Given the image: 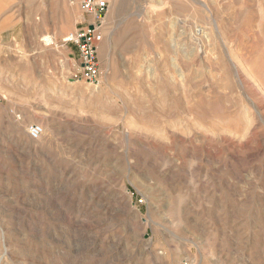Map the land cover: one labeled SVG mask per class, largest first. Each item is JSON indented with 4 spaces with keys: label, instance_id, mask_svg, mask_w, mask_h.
<instances>
[{
    "label": "rangeland",
    "instance_id": "374dc122",
    "mask_svg": "<svg viewBox=\"0 0 264 264\" xmlns=\"http://www.w3.org/2000/svg\"><path fill=\"white\" fill-rule=\"evenodd\" d=\"M106 1L96 87L81 0H0V264H264V0Z\"/></svg>",
    "mask_w": 264,
    "mask_h": 264
},
{
    "label": "built area",
    "instance_id": "2783aa9c",
    "mask_svg": "<svg viewBox=\"0 0 264 264\" xmlns=\"http://www.w3.org/2000/svg\"><path fill=\"white\" fill-rule=\"evenodd\" d=\"M80 9L88 21L85 20L84 27L72 33L65 42L76 44L82 61V78L97 87L102 81L98 43L102 40L101 29L109 11V3L106 0H81ZM27 132L31 140L39 141L44 135V127L31 124Z\"/></svg>",
    "mask_w": 264,
    "mask_h": 264
},
{
    "label": "bare ground",
    "instance_id": "6f19581e",
    "mask_svg": "<svg viewBox=\"0 0 264 264\" xmlns=\"http://www.w3.org/2000/svg\"><path fill=\"white\" fill-rule=\"evenodd\" d=\"M219 2H220V1H219ZM199 5H200V4H199ZM206 19H207V18H206ZM196 20H197V19H196ZM176 22H177V21H176ZM180 22H181V21H180ZM194 23H195V22H194ZM190 24H191V23H190ZM173 25H174V24H173ZM197 27H198V26H197ZM197 27H196V28H197ZM194 29H195V28H194ZM174 30H175V29H174ZM198 32L202 33V32H204V31H203V29L200 28V29L198 30ZM184 33H185V32H184ZM184 33H183V34H184ZM202 34H203V33H202ZM219 36H220V35H219ZM193 37H194V36H193ZM214 37H215V36H214ZM208 40H209V39H208ZM177 41H178V40H177ZM173 42H174V41H173ZM165 43H166V42H165ZM176 52H177V51H176ZM177 54H178V53H177ZM183 54H184V53H183ZM191 56H192V55H191ZM181 58H182V57H181ZM206 58H207V57H206ZM205 62H206V61H205ZM232 62H233V61H232ZM174 68H175V66H174ZM176 68H177V67H176ZM189 69H190V68H189ZM18 127H19V126H18ZM43 139H44V135L41 137L40 142H41ZM42 142H43V141H42Z\"/></svg>",
    "mask_w": 264,
    "mask_h": 264
},
{
    "label": "crops",
    "instance_id": "0c3cea01",
    "mask_svg": "<svg viewBox=\"0 0 264 264\" xmlns=\"http://www.w3.org/2000/svg\"><path fill=\"white\" fill-rule=\"evenodd\" d=\"M69 50H70V51H69L68 55H72V57H75V56L77 57L76 53H73V52H72V49H71L70 47H69ZM71 59H72V58H71ZM73 59H74V58H73Z\"/></svg>",
    "mask_w": 264,
    "mask_h": 264
}]
</instances>
